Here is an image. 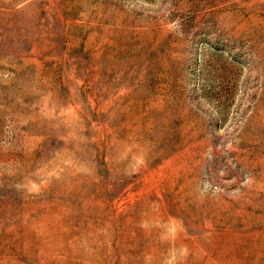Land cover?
Wrapping results in <instances>:
<instances>
[{
  "label": "rangeland",
  "instance_id": "1",
  "mask_svg": "<svg viewBox=\"0 0 264 264\" xmlns=\"http://www.w3.org/2000/svg\"><path fill=\"white\" fill-rule=\"evenodd\" d=\"M233 263L264 264V0H0V264Z\"/></svg>",
  "mask_w": 264,
  "mask_h": 264
},
{
  "label": "bare ground",
  "instance_id": "2",
  "mask_svg": "<svg viewBox=\"0 0 264 264\" xmlns=\"http://www.w3.org/2000/svg\"><path fill=\"white\" fill-rule=\"evenodd\" d=\"M239 238V237H238ZM185 241V240H184ZM229 241V240H228ZM228 245H230V244H228ZM200 246V245H199ZM188 247V246H187ZM220 248V247H219ZM189 250V249H188ZM199 250V249H198ZM212 250V249H211ZM194 251V250H193ZM220 253V252H219ZM209 254V253H208ZM228 254V253H227ZM200 256V255H199ZM211 255H209V257H210ZM231 257V256H230ZM220 258V257H219ZM225 260V259H224ZM238 260V259H237ZM237 262V261H236ZM240 262H241V260H240ZM244 263V262H243ZM234 264V263H233Z\"/></svg>",
  "mask_w": 264,
  "mask_h": 264
}]
</instances>
